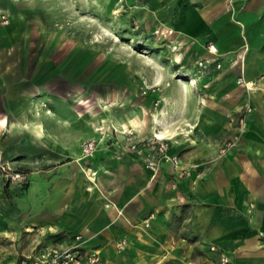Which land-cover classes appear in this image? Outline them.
I'll return each instance as SVG.
<instances>
[{
    "label": "crops",
    "instance_id": "0c3cea01",
    "mask_svg": "<svg viewBox=\"0 0 264 264\" xmlns=\"http://www.w3.org/2000/svg\"><path fill=\"white\" fill-rule=\"evenodd\" d=\"M101 1L138 22L128 42L56 29L0 49V162L28 177L0 178L6 260L81 234L76 264H219L211 244L264 264V0ZM210 42L221 69L198 66ZM128 128L140 146L163 134L167 155L120 142Z\"/></svg>",
    "mask_w": 264,
    "mask_h": 264
},
{
    "label": "rangeland",
    "instance_id": "374dc122",
    "mask_svg": "<svg viewBox=\"0 0 264 264\" xmlns=\"http://www.w3.org/2000/svg\"><path fill=\"white\" fill-rule=\"evenodd\" d=\"M105 6L101 0H0V49L9 48L15 44L14 41L10 42L11 35L38 34L39 40L42 35L56 29L64 35H78L84 39L91 37L97 45L113 44L114 40L128 42L126 40L128 30H137L138 22L128 18L124 23L123 19L127 15L123 9V12L117 13L109 11ZM125 42L123 44H126ZM133 47L139 49L135 44ZM34 51L36 48L31 47L29 55L33 56ZM185 77L188 78L182 75L178 78L186 79ZM129 130L134 131L133 128H128L122 129V132ZM123 140L129 144L131 139L124 137L119 141L123 142ZM1 163L3 162H0V165ZM2 177H4V184L8 187L9 184L0 167V178ZM4 226H1L0 230H4ZM12 238L11 235L0 232V261H5L8 255L13 253Z\"/></svg>",
    "mask_w": 264,
    "mask_h": 264
},
{
    "label": "built area",
    "instance_id": "2783aa9c",
    "mask_svg": "<svg viewBox=\"0 0 264 264\" xmlns=\"http://www.w3.org/2000/svg\"><path fill=\"white\" fill-rule=\"evenodd\" d=\"M7 21V20H6ZM136 22V21H135ZM137 23V22H136ZM208 50L213 55L212 57L202 58L198 62V66L200 68H208L209 65L215 62L216 69H221L222 64L218 61L217 55V47L215 43L210 42L208 44ZM200 71H203L200 69ZM199 78L202 77V74L198 75ZM191 82H194V78H189ZM243 77L239 78V82H243ZM252 85V82L248 83ZM146 92V90H144ZM252 111V107L250 105L245 106V111L241 113L239 117V122L241 124L245 123L246 115ZM125 138L131 139L129 142V147L139 153H144L151 158H156L157 156H166L168 150V141L167 138L162 137L159 134H154L151 137L145 139L143 146H140L138 141L132 139L134 131H124ZM98 142L95 140H87L84 142V153L90 154L97 149ZM233 142L228 141L226 147L223 149L225 151L227 148L232 146ZM171 160L174 164L179 163L178 158L176 156H171ZM1 170L5 175V179L7 183L15 184L16 186L23 187L27 180V173L23 170L14 168L7 162H3L0 165ZM182 172V171H181ZM83 236L81 234L75 236V243H73L70 247L63 248L57 245H50L45 247L33 254L21 255L17 259L9 262H1L0 264H76L81 257V242L83 241ZM117 249L123 250L128 246V240L126 238L120 239L116 243ZM210 249L213 251L219 252V264H231V258L225 251H219V247L216 244H211ZM87 256V260L90 264H98L100 262L101 256L100 252L97 250H91V252H85Z\"/></svg>",
    "mask_w": 264,
    "mask_h": 264
},
{
    "label": "trees",
    "instance_id": "16d2710c",
    "mask_svg": "<svg viewBox=\"0 0 264 264\" xmlns=\"http://www.w3.org/2000/svg\"><path fill=\"white\" fill-rule=\"evenodd\" d=\"M7 188V186H6ZM7 190V189H6ZM7 192V191H6ZM8 196L12 198V194L10 192H8Z\"/></svg>",
    "mask_w": 264,
    "mask_h": 264
},
{
    "label": "bare ground",
    "instance_id": "6f19581e",
    "mask_svg": "<svg viewBox=\"0 0 264 264\" xmlns=\"http://www.w3.org/2000/svg\"><path fill=\"white\" fill-rule=\"evenodd\" d=\"M189 81H191V80H189ZM193 81V80H192ZM184 82V81H183ZM160 135H163V134H160Z\"/></svg>",
    "mask_w": 264,
    "mask_h": 264
}]
</instances>
